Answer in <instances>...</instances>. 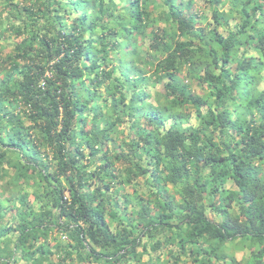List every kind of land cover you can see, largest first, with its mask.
I'll return each instance as SVG.
<instances>
[{
	"label": "trees",
	"instance_id": "trees-1",
	"mask_svg": "<svg viewBox=\"0 0 264 264\" xmlns=\"http://www.w3.org/2000/svg\"><path fill=\"white\" fill-rule=\"evenodd\" d=\"M204 1L0 0V264H264V0Z\"/></svg>",
	"mask_w": 264,
	"mask_h": 264
},
{
	"label": "rangeland",
	"instance_id": "rangeland-1",
	"mask_svg": "<svg viewBox=\"0 0 264 264\" xmlns=\"http://www.w3.org/2000/svg\"><path fill=\"white\" fill-rule=\"evenodd\" d=\"M194 2H193V5H195V8L197 9V10H199V11H202V9H203V4H204V0H193ZM228 8V5L227 4H225L224 5V9L226 10ZM200 17V27H202V26H204L205 25V23L206 22H208L209 21V16H208V14L207 13H203V15H200L199 16ZM230 22H232V21H230ZM217 30L219 31V32H223V30L222 29H220V28H217ZM0 44L1 45H4L5 43H2V42H0ZM145 47V46H144ZM157 89V87H155V88H153V87H150L149 86V95H150V100H152V93L155 91ZM99 104L101 105L102 104V102L101 101H99ZM194 123V120H192L191 119V121H190V124H193ZM129 124H130V122L127 120V121H125L123 124H122V126L118 129V131H117V138L118 137H128L129 135H130V128H129ZM85 153L87 154L88 153V151L86 150L85 151ZM86 161H84V163H85ZM147 188V181H146V179H143V178H141V179H139V181H138V186H137V188L136 189H139V190H141V191H144L145 189ZM170 188V187H169ZM169 193H173L172 192V189L170 188V190H169ZM206 213H207V215H208V217L209 218H211V219H213L215 216H214V214L213 213H210V210H209V208H206ZM244 256H246V253L245 252H236L235 254H234V257H235V259L237 260V261H240ZM146 259V257H144L143 258V260H145ZM188 264H190V263H188Z\"/></svg>",
	"mask_w": 264,
	"mask_h": 264
}]
</instances>
